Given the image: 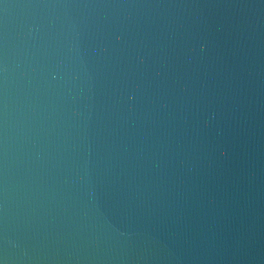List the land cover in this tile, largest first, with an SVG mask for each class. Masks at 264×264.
<instances>
[{
    "label": "water",
    "instance_id": "water-1",
    "mask_svg": "<svg viewBox=\"0 0 264 264\" xmlns=\"http://www.w3.org/2000/svg\"><path fill=\"white\" fill-rule=\"evenodd\" d=\"M0 264H264V0H0Z\"/></svg>",
    "mask_w": 264,
    "mask_h": 264
}]
</instances>
